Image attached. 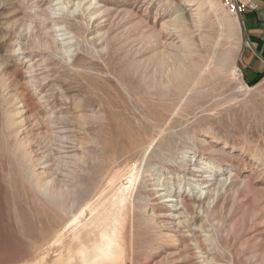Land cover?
Wrapping results in <instances>:
<instances>
[{
	"label": "rangeland",
	"instance_id": "1",
	"mask_svg": "<svg viewBox=\"0 0 264 264\" xmlns=\"http://www.w3.org/2000/svg\"><path fill=\"white\" fill-rule=\"evenodd\" d=\"M241 22L224 0H0V264H264Z\"/></svg>",
	"mask_w": 264,
	"mask_h": 264
},
{
	"label": "crops",
	"instance_id": "2",
	"mask_svg": "<svg viewBox=\"0 0 264 264\" xmlns=\"http://www.w3.org/2000/svg\"><path fill=\"white\" fill-rule=\"evenodd\" d=\"M255 2L256 10L246 9L241 16L242 40L239 66L249 81L264 74V0H241Z\"/></svg>",
	"mask_w": 264,
	"mask_h": 264
},
{
	"label": "built area",
	"instance_id": "3",
	"mask_svg": "<svg viewBox=\"0 0 264 264\" xmlns=\"http://www.w3.org/2000/svg\"><path fill=\"white\" fill-rule=\"evenodd\" d=\"M224 3L232 14L240 18L246 9L256 10L258 8L255 2L245 4L241 0H224Z\"/></svg>",
	"mask_w": 264,
	"mask_h": 264
},
{
	"label": "bare ground",
	"instance_id": "4",
	"mask_svg": "<svg viewBox=\"0 0 264 264\" xmlns=\"http://www.w3.org/2000/svg\"><path fill=\"white\" fill-rule=\"evenodd\" d=\"M196 1V0H195ZM203 3L208 4L211 8L214 7L215 5V0H201ZM198 2V1H197ZM204 163V162H203ZM203 180V179H202ZM202 180H197V181H202ZM196 182V181H195Z\"/></svg>",
	"mask_w": 264,
	"mask_h": 264
}]
</instances>
